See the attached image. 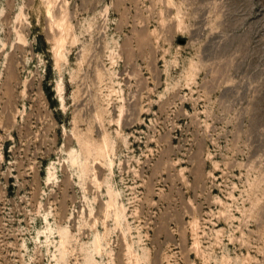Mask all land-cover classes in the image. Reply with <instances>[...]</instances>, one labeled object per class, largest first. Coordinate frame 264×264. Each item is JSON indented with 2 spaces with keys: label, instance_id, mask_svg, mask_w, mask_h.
Here are the masks:
<instances>
[{
  "label": "rangeland",
  "instance_id": "obj_1",
  "mask_svg": "<svg viewBox=\"0 0 264 264\" xmlns=\"http://www.w3.org/2000/svg\"><path fill=\"white\" fill-rule=\"evenodd\" d=\"M0 264H264V0H0Z\"/></svg>",
  "mask_w": 264,
  "mask_h": 264
},
{
  "label": "bare ground",
  "instance_id": "obj_2",
  "mask_svg": "<svg viewBox=\"0 0 264 264\" xmlns=\"http://www.w3.org/2000/svg\"><path fill=\"white\" fill-rule=\"evenodd\" d=\"M109 206V205H108Z\"/></svg>",
  "mask_w": 264,
  "mask_h": 264
}]
</instances>
